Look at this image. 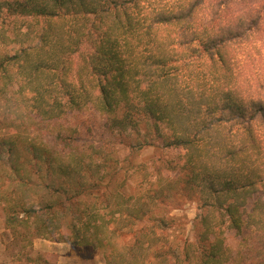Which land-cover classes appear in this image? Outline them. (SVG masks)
<instances>
[{"label": "trees", "instance_id": "1", "mask_svg": "<svg viewBox=\"0 0 264 264\" xmlns=\"http://www.w3.org/2000/svg\"><path fill=\"white\" fill-rule=\"evenodd\" d=\"M246 3L0 0V92L22 108L23 123L41 131L88 109L112 130L142 127L132 147L180 150V187L199 209L197 239L170 242L175 219L149 203L175 199L177 182L123 208L121 193L97 194L115 175L100 174V150L87 154L92 148L57 134L25 139L22 151L17 134L0 139V163L12 174L0 202L12 235L24 228L33 239L104 249L106 264H230L224 231L264 237V0ZM92 195L121 199L114 230L85 206Z\"/></svg>", "mask_w": 264, "mask_h": 264}, {"label": "rangeland", "instance_id": "2", "mask_svg": "<svg viewBox=\"0 0 264 264\" xmlns=\"http://www.w3.org/2000/svg\"><path fill=\"white\" fill-rule=\"evenodd\" d=\"M260 1L262 0H247L246 4L247 7L251 6L252 8L255 3ZM248 9L250 8H245L242 11ZM1 51L2 48H0ZM257 64L262 68L260 78L264 81V59ZM4 93L2 95L0 92V139L19 134L21 141H18V145L23 151L25 139H31L38 143L41 140H54L55 136L59 134L62 138H70L72 141L78 142L77 146L80 149L92 148V151L89 150L87 154L94 150H100V156L95 160L96 164L103 166L100 174L103 176L106 174V170L114 168L115 175L108 188H102L97 194L101 197L104 193H121L124 196L123 208L127 206V198L130 199V205L137 196L147 193L156 194L161 187L177 182L178 193L176 192L175 199H168L163 203L160 200L154 201V203H149L150 208L156 216L175 219L173 227L165 235L168 241L180 243L184 240L193 242L197 239L198 232L195 224L199 209L194 195H188L180 187V181L184 178L180 150L162 149L154 146L136 150L132 146L137 143L138 139H144L145 130L142 127L137 134L129 129L126 132L112 130L109 128V121L106 118L88 109L75 115L65 116L56 122L46 123L43 125L45 127L38 131L26 120L23 123L22 118L20 119L24 114L22 108L17 109L18 103H10L11 95ZM27 126L33 127V129L25 133L24 128ZM22 151L19 155L23 159L28 154L24 155ZM2 160H4L3 157L0 161L2 162ZM3 165L4 163H0V182H4L3 192L0 194L4 198L7 191L12 192V186L6 183L12 174ZM11 196L14 198L16 195L13 193ZM100 197L95 198L92 195L85 201V206L87 208L96 207L104 221L108 223L110 231L114 230L116 220L120 218V213H117L119 210L117 204L121 199L117 203L113 199H107V202H104L106 198ZM6 216L7 212L4 201H2V203L0 202V227L4 226L5 231L0 233V242L6 247L7 258L13 257L14 264H106L104 260L106 250L92 246L73 245L74 242L72 244L65 242V237L61 238L58 235L50 237L48 235L45 238L33 239L30 230L17 228V238L6 228ZM19 216V218L24 217L21 214ZM129 218L124 212L122 218L124 221L121 224H128ZM113 236V239L120 244L121 237L117 233ZM128 238L129 236L126 237V239ZM224 238L225 246L229 250L230 264H248L249 260H253L257 264H264V237L250 235L248 232L236 235L234 232L224 231Z\"/></svg>", "mask_w": 264, "mask_h": 264}, {"label": "crops", "instance_id": "3", "mask_svg": "<svg viewBox=\"0 0 264 264\" xmlns=\"http://www.w3.org/2000/svg\"><path fill=\"white\" fill-rule=\"evenodd\" d=\"M4 226L0 227V233H3L5 230ZM36 247V246H35ZM38 247V246H37ZM40 247V246H39ZM34 249V248H33ZM37 249V248H36ZM6 247L2 245L0 242V264H14L13 257L10 259L7 258V254L5 253ZM36 251V250H35Z\"/></svg>", "mask_w": 264, "mask_h": 264}]
</instances>
